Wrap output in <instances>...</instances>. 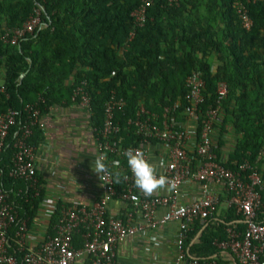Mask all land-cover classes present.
<instances>
[{"label":"trees","instance_id":"trees-1","mask_svg":"<svg viewBox=\"0 0 264 264\" xmlns=\"http://www.w3.org/2000/svg\"><path fill=\"white\" fill-rule=\"evenodd\" d=\"M236 1L156 0L147 10L144 25L134 28L130 15L140 0H0V112L17 110L23 114L27 104L36 103L44 114L53 104L68 102L74 88L84 82L91 97L96 136L103 124L104 104L114 92L124 101L123 109L114 115L120 127L118 144L125 149L142 148L135 129L127 122L143 107L160 124L163 108L175 103L180 105L174 114L176 120L183 122L185 80L192 72H199L205 84L201 112L216 105L220 83L227 89L220 101L221 122L213 137L217 162L223 134L229 128L237 136L236 142L228 159L219 163L236 170L246 160L255 167L264 151V0L243 2L253 21L248 32L240 26ZM35 9L41 12L40 27L16 45L5 44V31L20 28ZM131 31L134 36L129 41ZM112 72L115 75L110 77ZM12 137L10 133L0 155L3 186L10 204L28 219L36 212L43 190L34 198L23 181L8 177L14 154ZM107 157L109 162L118 159ZM121 166L118 171L128 173L125 159ZM109 169L110 173L117 171L110 164ZM123 183H114L117 193ZM22 187L24 193L16 197ZM261 202L257 221L264 223V195ZM61 205L52 220L54 232ZM227 214L223 221L212 219L214 213L204 221H195L184 242L188 260L219 264L220 251L214 242L225 238L226 228L244 230L233 208ZM8 236L9 252H13L12 230ZM73 241L79 248L83 240L75 234Z\"/></svg>","mask_w":264,"mask_h":264},{"label":"built area","instance_id":"built-area-1","mask_svg":"<svg viewBox=\"0 0 264 264\" xmlns=\"http://www.w3.org/2000/svg\"><path fill=\"white\" fill-rule=\"evenodd\" d=\"M156 0H140L139 6L131 13L134 28H140L147 19V10ZM175 3L176 0H167ZM263 0H237L234 10L241 28L248 32L253 27V21L248 15L245 4H255ZM245 4H244V3ZM41 25V12L35 9L33 14L20 28L7 30L2 36L5 44L16 45L18 41L32 35ZM134 31L129 33V41ZM115 75L114 72L110 77ZM86 83L78 84L72 93V101L83 109L91 111V97L85 90ZM187 93L183 114L185 120L177 121L175 112L178 103L163 108L162 122L157 123V117L149 114L143 107L138 116L127 122L135 129L139 137L145 157L149 153L148 146L159 145L163 149L160 158L163 161L162 170L155 173L157 177L164 175L173 181L175 188L167 196H143L134 186V178L128 172L129 178L124 181L120 193L115 189L111 173L99 183L101 194L89 207L62 204L60 217L55 225V234L48 237L38 246L28 244L29 229L27 220L20 218L14 206L9 202V195L3 186V176L0 169V264H74L83 255L89 258V264H116L115 248L119 242L132 237L146 229L153 230L159 225L170 222L179 223L177 239L178 261L187 258L184 248L187 232L196 220L204 221L211 216L220 205V199L211 193L212 186H221L228 195V205L242 219L243 232L234 228H226L225 238L215 241V247L227 252L235 264H264V223L257 221V213L262 207L264 195V177L257 167L244 160L236 170L224 168L213 152L216 125L221 122L220 101L226 96L225 84L217 87V101L214 107L208 106L201 112L200 105L204 102L205 88L202 75L192 72L185 80ZM0 91L3 87L0 84ZM124 101L116 98L111 92L103 108V124L96 137L98 155L100 153L116 156L121 161V148L117 136L120 127L115 123V113L121 111ZM23 114L17 110L0 112V155L7 146V139L13 133L14 154L8 177L13 181H23L26 190L38 197L43 186L36 175V145L31 142L36 137L35 130L42 132L45 128L43 113L36 103L27 104ZM156 141L152 145L151 141ZM120 165V170H121ZM186 180H193L200 185V197L186 204L180 203L181 186ZM165 187H168L167 185ZM118 198L127 202L131 213L126 220L108 215V204ZM158 208L164 209L161 218L154 217ZM141 215L142 221L132 224L133 214ZM13 231V246L9 252V232ZM81 232V234H80ZM79 234L83 240L79 248L74 246L73 237ZM190 264H202L195 259Z\"/></svg>","mask_w":264,"mask_h":264},{"label":"crops","instance_id":"crops-1","mask_svg":"<svg viewBox=\"0 0 264 264\" xmlns=\"http://www.w3.org/2000/svg\"><path fill=\"white\" fill-rule=\"evenodd\" d=\"M91 116V112L72 101V98L68 102L53 104L43 114L45 128L36 135L33 143L36 145V175L43 186V195L34 215L26 218L29 229L28 244L32 247L54 236L52 220L59 204L89 207L101 194L99 175L91 170V163L98 155L96 130L92 126ZM236 138L237 136L229 128L223 134L220 162L224 163L228 159L234 149ZM215 142L214 139V144ZM147 149L149 153L146 159L154 165L155 173H159L163 165L160 159L163 149L159 145L148 146ZM257 162L258 171L264 174V151ZM22 190L25 188L18 189L16 197L24 193ZM211 193L221 202L212 219L223 221V218L228 216L227 212L230 208L228 195L218 185L211 187ZM167 195L169 190L165 187L152 196ZM199 197V183L186 180L181 186L180 203L186 204ZM107 210L109 216L123 221L126 220L127 214L131 213L130 205L118 198L109 202ZM163 213L164 209L158 208L154 217L159 219ZM19 214L22 215L21 210ZM141 221V215L133 214L132 224ZM178 233L177 222L138 232L117 244L114 250L116 264H190L187 258L182 261L177 259ZM81 262L89 264V258L83 255L74 264ZM218 262L235 264L230 254L222 251Z\"/></svg>","mask_w":264,"mask_h":264},{"label":"clouds","instance_id":"clouds-1","mask_svg":"<svg viewBox=\"0 0 264 264\" xmlns=\"http://www.w3.org/2000/svg\"><path fill=\"white\" fill-rule=\"evenodd\" d=\"M121 154L126 160L128 171L134 178L133 183L135 188L143 196L151 197L159 189L165 188L166 185L169 191L175 188L174 182L169 180L168 177L164 175L156 176L155 167L146 159L143 149L130 147L123 150ZM109 164L112 169L117 170L111 173L114 177V183L120 184L129 178L128 173L118 171L121 165L120 159H113L109 162L108 157L103 153H100L94 158L91 163V170L98 174L102 181L105 175L110 172ZM161 164H163V161H161Z\"/></svg>","mask_w":264,"mask_h":264},{"label":"water","instance_id":"water-1","mask_svg":"<svg viewBox=\"0 0 264 264\" xmlns=\"http://www.w3.org/2000/svg\"><path fill=\"white\" fill-rule=\"evenodd\" d=\"M24 77V74L21 76V78H23Z\"/></svg>","mask_w":264,"mask_h":264}]
</instances>
